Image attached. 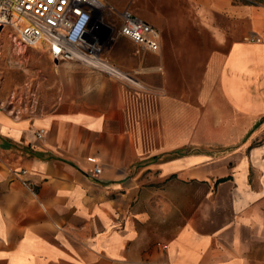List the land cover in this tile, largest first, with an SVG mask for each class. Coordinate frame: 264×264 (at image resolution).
I'll return each mask as SVG.
<instances>
[{"label": "crops", "instance_id": "0c3cea01", "mask_svg": "<svg viewBox=\"0 0 264 264\" xmlns=\"http://www.w3.org/2000/svg\"><path fill=\"white\" fill-rule=\"evenodd\" d=\"M149 5L141 87L60 61L55 110L0 108V264H264V5Z\"/></svg>", "mask_w": 264, "mask_h": 264}, {"label": "built area", "instance_id": "2783aa9c", "mask_svg": "<svg viewBox=\"0 0 264 264\" xmlns=\"http://www.w3.org/2000/svg\"><path fill=\"white\" fill-rule=\"evenodd\" d=\"M107 6L103 0H0V40L7 35L14 49L34 47L58 62L90 64L141 87L135 77L109 60L99 32L106 27L111 44L126 37L151 51L161 47L160 32L130 8L120 12L116 26L109 25L103 19ZM42 136L40 130L38 137ZM94 172H101L97 163Z\"/></svg>", "mask_w": 264, "mask_h": 264}, {"label": "rangeland", "instance_id": "374dc122", "mask_svg": "<svg viewBox=\"0 0 264 264\" xmlns=\"http://www.w3.org/2000/svg\"><path fill=\"white\" fill-rule=\"evenodd\" d=\"M103 2L108 5L103 13V19L105 23L113 26L118 24L119 14L125 8L133 9L143 16H151L154 13L152 6L149 5L151 0H103ZM99 34L107 48V57L119 67L115 59L120 57L116 50L121 45V39L111 44L107 39L109 30L106 27L101 28ZM134 45L136 44L132 46ZM82 64L109 76L121 78L109 74L104 69ZM59 65L61 63L55 62L37 48L14 49L8 36H4L0 40V108L24 115L55 110L60 93V87L55 81Z\"/></svg>", "mask_w": 264, "mask_h": 264}, {"label": "trees", "instance_id": "16d2710c", "mask_svg": "<svg viewBox=\"0 0 264 264\" xmlns=\"http://www.w3.org/2000/svg\"><path fill=\"white\" fill-rule=\"evenodd\" d=\"M237 1H240L242 3H248V4L262 5V2L264 0H237Z\"/></svg>", "mask_w": 264, "mask_h": 264}, {"label": "water", "instance_id": "95a60500", "mask_svg": "<svg viewBox=\"0 0 264 264\" xmlns=\"http://www.w3.org/2000/svg\"><path fill=\"white\" fill-rule=\"evenodd\" d=\"M55 62H58L57 60H55Z\"/></svg>", "mask_w": 264, "mask_h": 264}, {"label": "bare ground", "instance_id": "6f19581e", "mask_svg": "<svg viewBox=\"0 0 264 264\" xmlns=\"http://www.w3.org/2000/svg\"><path fill=\"white\" fill-rule=\"evenodd\" d=\"M124 72V71H123Z\"/></svg>", "mask_w": 264, "mask_h": 264}]
</instances>
